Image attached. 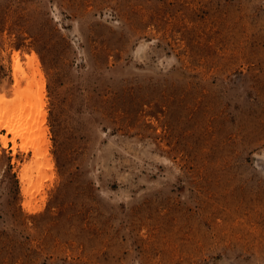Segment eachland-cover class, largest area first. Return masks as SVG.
I'll return each mask as SVG.
<instances>
[{
  "label": "rangeland",
  "instance_id": "1",
  "mask_svg": "<svg viewBox=\"0 0 264 264\" xmlns=\"http://www.w3.org/2000/svg\"><path fill=\"white\" fill-rule=\"evenodd\" d=\"M39 86L0 264H264V0H0V96Z\"/></svg>",
  "mask_w": 264,
  "mask_h": 264
},
{
  "label": "bare ground",
  "instance_id": "2",
  "mask_svg": "<svg viewBox=\"0 0 264 264\" xmlns=\"http://www.w3.org/2000/svg\"><path fill=\"white\" fill-rule=\"evenodd\" d=\"M30 60L31 59H29V62ZM32 60H34L33 57ZM13 63L14 77L16 82L15 86H18L19 81L17 78V71L19 68V60L16 55L13 57ZM30 84L28 83L27 87ZM37 84L35 85L38 86ZM36 89L34 92H36ZM41 89H43V87H40L35 94L34 92L30 93L32 95L34 94V98H36L35 95H37L36 102L34 103H31L29 100V97L32 96L28 95V97L24 93H19L12 99H6L5 97L0 96V129H4L7 133L12 135L11 141L13 143L16 138H21L24 140L29 137L33 139L37 135L36 129L39 127V109L37 106L38 102L42 101V92L44 91ZM2 143L4 145L7 144L6 138H2Z\"/></svg>",
  "mask_w": 264,
  "mask_h": 264
}]
</instances>
